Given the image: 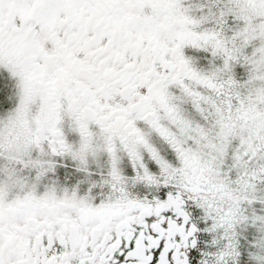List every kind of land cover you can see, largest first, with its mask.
Wrapping results in <instances>:
<instances>
[{
  "label": "snow or ice",
  "instance_id": "snow-or-ice-1",
  "mask_svg": "<svg viewBox=\"0 0 264 264\" xmlns=\"http://www.w3.org/2000/svg\"><path fill=\"white\" fill-rule=\"evenodd\" d=\"M0 264H264V0H0Z\"/></svg>",
  "mask_w": 264,
  "mask_h": 264
}]
</instances>
